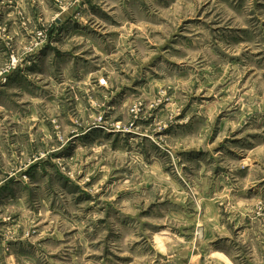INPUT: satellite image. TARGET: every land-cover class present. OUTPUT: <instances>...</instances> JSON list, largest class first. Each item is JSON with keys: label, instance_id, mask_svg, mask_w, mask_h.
<instances>
[{"label": "rangeland", "instance_id": "obj_1", "mask_svg": "<svg viewBox=\"0 0 264 264\" xmlns=\"http://www.w3.org/2000/svg\"><path fill=\"white\" fill-rule=\"evenodd\" d=\"M0 264H264V0H0Z\"/></svg>", "mask_w": 264, "mask_h": 264}, {"label": "crops", "instance_id": "obj_2", "mask_svg": "<svg viewBox=\"0 0 264 264\" xmlns=\"http://www.w3.org/2000/svg\"><path fill=\"white\" fill-rule=\"evenodd\" d=\"M50 6H47V8H49ZM64 13H61V15H63ZM68 18H65L64 20L66 21Z\"/></svg>", "mask_w": 264, "mask_h": 264}]
</instances>
